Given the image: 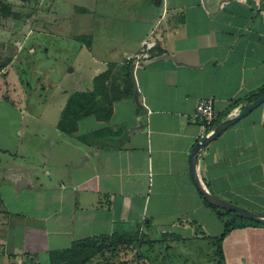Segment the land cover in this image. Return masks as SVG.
Masks as SVG:
<instances>
[{"label":"crops","instance_id":"1","mask_svg":"<svg viewBox=\"0 0 264 264\" xmlns=\"http://www.w3.org/2000/svg\"><path fill=\"white\" fill-rule=\"evenodd\" d=\"M14 1L0 0V264H52L129 231L172 238L160 264H174L173 248L192 264H264V224L218 215L190 172L198 101L213 98L217 123L264 87V0ZM68 51L88 58L87 91L125 67L113 91L129 93L107 118L60 127L69 96L86 91L51 81L48 54ZM196 169L209 192L264 212V101L200 149Z\"/></svg>","mask_w":264,"mask_h":264},{"label":"rangeland","instance_id":"2","mask_svg":"<svg viewBox=\"0 0 264 264\" xmlns=\"http://www.w3.org/2000/svg\"><path fill=\"white\" fill-rule=\"evenodd\" d=\"M15 1L12 0L11 3L14 4ZM24 5H30L34 3V0H22ZM8 6V5H7ZM41 7H45V1L42 3ZM29 14V13H28ZM23 21L27 14L24 12ZM58 47L62 49V44H58ZM50 52V51H49ZM9 63L8 60H0V67L5 66ZM17 64V61H15ZM19 61V69L24 77L28 75L27 67ZM46 63L48 64L49 70L51 69L52 74V82H59L63 88L69 87H78L81 90H86L87 87L90 86L89 77L87 72L85 71V67L88 65V58H84L83 55L74 56L73 53L69 52L65 55L62 53L60 55L51 56L48 54V59H46ZM51 64L53 66L51 67ZM80 65V66H79ZM75 67L74 72H70L72 67ZM113 66H110L112 68ZM82 68V69H81ZM109 68L108 76H105L101 81L97 80V91L94 92V102L96 108L92 112H88L87 116H92L93 118H97L99 116H103L107 112L109 101L117 96L118 94L114 93L113 89L123 85L128 84V76L126 74L125 67H118L113 70L111 73V69ZM45 69V68H44ZM61 71V72H60ZM111 73V75H110ZM4 73H1V76ZM27 78V77H26ZM27 80V79H26ZM29 82V80H27ZM31 86V83L29 82ZM43 91H40L39 95L41 96ZM98 111L99 115L96 116V112ZM216 124V123H215ZM129 232L117 233L115 236H110L108 238H96L90 241V244L85 248V253L82 255H76L75 252H70L69 254H63L59 257H56L54 260L55 264H160L163 260H166L165 257V246L167 244L172 243V238H160L154 240L141 239L138 238L136 240H132V236ZM132 238V239H131ZM182 252L180 248H173L172 251L168 252V259L172 260L174 264L179 263V254L181 255L184 262H190L192 264V257H188L185 254H181ZM87 255H90L87 256ZM167 255V254H166ZM165 262V261H164ZM184 262L182 264H184ZM166 263L167 260H166ZM165 263V264H166ZM188 264V263H187Z\"/></svg>","mask_w":264,"mask_h":264},{"label":"water","instance_id":"3","mask_svg":"<svg viewBox=\"0 0 264 264\" xmlns=\"http://www.w3.org/2000/svg\"><path fill=\"white\" fill-rule=\"evenodd\" d=\"M264 101V91L257 96L255 99L250 101L245 107H243L236 115L221 120L215 124L212 131L204 136L200 141L196 142L190 153V172L193 183L198 191V193L203 197V199L210 205L223 209L227 212L233 213L238 218L249 220L258 224H264V212L255 211L248 209L232 202H229L212 192H209L199 177L196 169L197 153L200 149L205 147L209 142L214 140L218 135H220L226 128L237 122L244 115L249 113L252 109L256 108L260 103Z\"/></svg>","mask_w":264,"mask_h":264},{"label":"trees","instance_id":"4","mask_svg":"<svg viewBox=\"0 0 264 264\" xmlns=\"http://www.w3.org/2000/svg\"><path fill=\"white\" fill-rule=\"evenodd\" d=\"M105 76H107V74H101L99 76H97L95 79H94V88L92 91H85V92H74L73 94H71L67 100V103H66V106L62 112V120L60 122V127L61 128H65L67 126H70V125H67L70 121H73V120H76L78 119L79 117H82L84 115H88V112H92L94 110V108H96V105L95 102H94V92L97 91V80L101 81ZM264 91V87L261 88L257 94H255L254 96H252V98L249 100L252 101L253 99H255L257 96H259L262 92ZM129 92L127 91H124L123 93H120L118 94L117 96H115L114 98H112L109 103H108V110L107 112L103 115V116H99L98 118H107L108 117V114H109V111H110V104H111V101H113L114 99H116L117 97H120L122 94L124 95H128ZM248 102V103H249ZM96 112V116L99 115V112L98 111H94V113ZM208 204V203H207ZM210 207H212L214 210L217 211L218 215H220L219 211H218V208L208 204ZM232 227V224L230 223H226V231ZM117 235V234H115ZM114 235V236H115ZM130 235L132 236V240H136L137 237L136 235L133 233H130ZM90 241L91 240H86L84 242H81V243H78L74 246L72 252H75L76 251V255H82L84 254L85 252V248L90 244ZM61 256V255H59ZM59 256H56L55 254H52L51 256V259H52V264H55L54 263V260L56 259V257H59ZM90 257V255H87Z\"/></svg>","mask_w":264,"mask_h":264},{"label":"built area","instance_id":"5","mask_svg":"<svg viewBox=\"0 0 264 264\" xmlns=\"http://www.w3.org/2000/svg\"><path fill=\"white\" fill-rule=\"evenodd\" d=\"M145 52L141 54L140 57H135V65L141 59H148V51L154 46V42L149 41L144 44ZM194 118L199 122L200 134L198 136V141H200L204 136H207L215 126L216 113L214 108V100L212 97L201 98L195 109Z\"/></svg>","mask_w":264,"mask_h":264}]
</instances>
